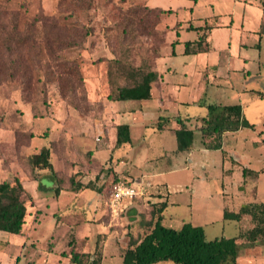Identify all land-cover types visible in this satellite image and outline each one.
I'll return each instance as SVG.
<instances>
[{
    "label": "rangeland",
    "instance_id": "374dc122",
    "mask_svg": "<svg viewBox=\"0 0 264 264\" xmlns=\"http://www.w3.org/2000/svg\"><path fill=\"white\" fill-rule=\"evenodd\" d=\"M242 1L83 0V6H78L75 0H0V183H13L16 178L29 180L27 156L36 153L38 148L48 147L50 141L51 158L58 162L65 161L63 169L57 173L56 185L59 189H67L71 185V179L75 182L78 177L83 176L88 180L92 179V183H97L96 177L101 171H105V166L101 164L102 160L98 163L92 158L93 150L87 151L88 147L94 149L96 146L93 138L84 142L86 148L79 147L82 134L78 127L79 121L87 117L95 118L104 109L103 100L109 102L107 73L111 60H119L126 67L147 64L154 56L161 55L166 39L167 43L174 39H178L179 43L175 47L177 56L167 57L164 62L180 71L184 63H187L191 65V69H195L199 77L195 81L192 78L184 79L180 73L175 77L189 81L186 89L189 101L201 99L202 103L200 106L181 107L179 111L195 115L206 111L204 103L240 104L244 119L255 125L260 124L264 120V35L246 32V24L249 28L258 24V8H245ZM146 8L171 12L159 15L158 12H149ZM205 22L210 26H218L211 29L208 42L204 43L212 48L211 51L198 55L181 54L184 42L198 38L195 31L186 27L189 24L194 27L203 26ZM177 24H180L178 34L177 30L172 29L178 27ZM85 33L88 34L85 36ZM25 37V42L20 44L19 40ZM56 40L70 43L80 41L81 44L59 48ZM240 41L246 43L247 48L239 51ZM258 44L260 48H257ZM165 47L170 50L169 45ZM238 55L248 58L249 64L244 65ZM72 60L76 62L83 78L81 89L75 77L68 74L69 67L65 63ZM205 64L208 69L213 64L218 65L220 68L217 75L223 78L216 82L210 72L209 83L206 85L202 77ZM242 66L250 71L244 78L247 83L243 82L240 72H232L229 79H225L227 68L240 70ZM64 94L77 108L62 98ZM156 104L154 101H116L112 102V108L118 111L139 106L155 109ZM68 111H74L75 116ZM51 117H55L58 124ZM61 124H64V131L60 130ZM136 134L134 131V139L137 138ZM29 135L41 137L29 142ZM68 138H71L70 142ZM237 140L240 137L226 138L230 144ZM228 146L230 145L225 148V153L229 152ZM125 149L116 148L112 153L113 160L123 154ZM158 152V149L153 148L150 155L154 156ZM222 160L223 153L210 152L201 157V163L198 162L197 166L186 172L164 174L157 178L172 184L169 200L184 202L192 195L193 201L189 207L169 204L167 212L174 215L169 225L171 228L178 229L181 219L192 225L200 224L207 240L229 237L238 232L237 228L234 229L233 220L225 219L222 222L221 210L224 208L227 212H236L242 199L244 202L253 200L254 190L252 183H247L243 191L239 189L237 169L232 176H223L220 169ZM108 161L109 159L106 164ZM228 164L233 163L227 161L225 165ZM177 184H183L180 193H175ZM222 184L225 188L224 194ZM109 190H106L105 200ZM263 190L264 188L261 191ZM85 192L91 193L90 190ZM47 197L52 209L53 200L48 194ZM69 205L71 214H68V220L73 228L70 240L73 242L71 247L66 246L65 249L68 251L73 248L76 253L84 254L80 239L85 229L84 219H88L90 215L88 203L84 202L82 195ZM124 216L125 212L121 217L125 218ZM105 217L106 223L116 224L111 229L117 230L119 237L122 236L127 228V224L122 221L124 219H113L108 212ZM129 217L130 215H126L128 222ZM31 223L32 218L27 216L23 228L25 234L30 235L28 232ZM78 223L80 225H74ZM44 230H37V251L46 246L42 237ZM65 231L68 236L69 230ZM7 237H10L11 244L21 240L20 235L7 234ZM33 238H36L35 235ZM98 245L100 252V243ZM6 251L14 250L10 246ZM6 251L0 244V264H16L14 260H8ZM94 254L93 251L90 259L95 257ZM49 257V264H52L50 261L55 257L54 253ZM26 258L25 263H43L41 254L34 251H29ZM102 264H121V258L107 256ZM156 264L172 262L162 261Z\"/></svg>",
    "mask_w": 264,
    "mask_h": 264
},
{
    "label": "crops",
    "instance_id": "0c3cea01",
    "mask_svg": "<svg viewBox=\"0 0 264 264\" xmlns=\"http://www.w3.org/2000/svg\"><path fill=\"white\" fill-rule=\"evenodd\" d=\"M262 1L264 0L242 1L245 8H251L253 6L258 8L256 9L258 10L256 14L258 24H256L255 27H250L253 29L252 31L246 24L247 33L252 32L264 35V10L262 8ZM177 25L178 27H172V29L177 30L176 33L178 34L180 24ZM204 25L210 26L207 22H205ZM188 26L186 29H188ZM191 26L194 27L193 25ZM210 27V30L205 32L206 42H208L211 29L218 26ZM188 30L195 31L198 38L187 42L197 41L202 34L201 31ZM172 43H174L173 47L171 46ZM178 43V39H174L170 43H167L166 39V44L162 47L160 57L155 60V70L158 72V77L150 86L151 98L144 101H126L130 103H147L154 101L157 103L155 109L139 106L130 108V110L126 111H118L112 108V101L106 102L104 99V109L103 111H99L97 115H95V118L92 119L91 117H87L86 119H80L78 127L82 134L79 138V147L86 148L84 142L93 138L96 146L94 149L88 147L87 151L93 150L92 158L98 163H100L99 160H102L101 164L105 166V171L96 177L97 183L93 182V184L90 181L92 179L88 180L86 176L78 177L73 183V186H68L67 189L62 188L56 192V179L49 169L40 170L36 180H19L24 190V199L26 200V217L32 218V223L28 232L31 236L25 234L23 231L24 225L26 224V217L21 232L19 234H14L21 236V240L17 241V243L13 242L14 244H11L10 237H7L9 233L0 231V244L3 245L5 251L10 246H12L14 250L13 252L6 251L9 261L14 260L16 264H30L25 263V261L27 262L26 255L29 254V251H34L41 254V258L43 259V263L41 264H49V256L53 253L55 257L51 258L52 261L50 262L52 264H72L69 262V256H67L69 250L67 251L65 249L66 246L70 247L69 244L73 242L70 240L72 236L70 233L73 228L68 220V214H71L69 204L76 198H81L83 195L84 202L88 203L90 215L88 219H84L83 225H85V229L80 239L82 245L81 251L84 254L91 255L93 251H95L96 242L99 241L101 253L100 264L103 263V260H105L107 256H119L122 264V254L127 244L126 234L132 232L133 235H135L133 231H136L138 227L140 214L148 215L154 208L161 204H165L166 207L162 212L161 224L164 227L171 228L169 225L174 215L167 212L169 204L175 206L186 205L188 207L192 205V195L189 200L184 202L181 200H169V189L172 184L165 180L159 181L157 178L162 177L164 174L186 172L190 168L197 166L198 162L201 163V157L210 152L223 153V160L220 165L223 176L228 175V177H230L237 169L236 171L239 173L240 182L238 186L239 189L243 191L247 183H252V188L254 190L252 193L253 200L244 202L242 199L241 206L234 213H237L241 208L248 205L264 203V190L261 191L264 188L262 186L264 185V120L257 125L248 122L252 125L251 128L241 127L237 131L223 133L221 137V148L217 150L206 149L201 132L194 130L193 142L190 150L186 152L177 150L175 130L179 128L178 121L182 120L190 128H194L195 126L199 127V118L206 116L208 111L207 106L217 105L204 103L203 105H206V111L203 113L199 112L195 115L183 114L182 111H179L181 107H188L190 105L200 106L202 103L200 102L201 99H192L189 101L186 97V89L189 81L175 79L178 73H180L184 79L192 78V80L194 79L195 81L199 78L195 69H191V65L184 63L183 69L180 71L172 65L168 66L164 62V59L167 57L173 58L177 56L178 53L175 47ZM185 43L186 42L183 43L181 54H184ZM167 45H169L170 50L165 47ZM238 48L239 51L242 48L245 49L247 48V44L240 41ZM257 48H260V44L257 45ZM211 49L212 48L208 45V50L206 52L195 54H206L210 52ZM238 59H240L244 65L249 64V59L246 57L238 55ZM162 63H164L163 66ZM219 68L218 65L213 64L208 69V65L205 64V70L202 71L204 75L202 77H204L206 85L209 83L208 74L210 72L213 73V80H217L216 82H219L223 78L217 75ZM226 71L225 79H229L230 73L232 72H240L239 75H242L243 82H248L244 78L246 75L250 74V71L245 69L244 66H242L240 70L227 68ZM192 83L193 82H191V84ZM244 90L247 91L246 89ZM250 92L257 93L253 90H250ZM232 105H239L242 113L243 107L240 104L219 106ZM68 112L75 116V113H73L74 111ZM242 117L244 118L243 113ZM51 118L58 124L57 120L54 119L55 117ZM120 125H126L128 127L130 141L116 146V127ZM61 129H63V131L65 130L64 124H61L60 130ZM134 131L137 133V138L135 139L133 138ZM83 132L85 135H83ZM227 136H231L233 139L237 136V138L240 137V140H237L234 144H230V142L226 141ZM70 139L71 138H68L69 142ZM50 145L51 141L48 147L45 148L50 150V155L52 156ZM227 145H230L228 146L229 152L225 153L224 151ZM121 147L126 148L124 153L116 156L113 160L112 153L116 148ZM153 148L158 149L159 152L151 156L150 150ZM41 149L43 148H38L36 153L40 152ZM51 156L49 157V161L53 170L58 173V171L63 169V162L65 161L59 160L58 162L53 157L51 158ZM108 159V164H106ZM227 161L233 164H228V166H226L225 164ZM106 177H108L107 180ZM117 181H123L135 187H142L145 191V196L143 198L124 201L122 213L125 212V218L121 217V213L118 219H124L122 221L127 224V228L120 237L117 230L111 229L113 226L115 227L116 224L106 223L107 220L105 217L108 212L106 205L107 199L105 200L106 190H111L112 186ZM78 186L83 188H79ZM176 187L178 188H176L175 193H180L183 184H177ZM86 190H90L91 193H86ZM224 192L225 188L222 184V193L224 194ZM47 194L50 195V198L53 200L52 209H50L51 204L48 201ZM106 198H108V196ZM85 209L86 208H84V211H86ZM224 211H226V209L222 208V222L225 220L223 218ZM126 215H130L129 222L127 221ZM180 221L178 229H180L183 224H191L190 222H184L183 219ZM74 225L78 226L80 223ZM192 226H200V224ZM251 227L252 225L249 224L248 217H243L240 221H234V229H238L237 233L229 237L221 236L225 238L238 237L236 243L239 247V254L236 264H264V238H256V240H253L252 236L248 235V229ZM40 228L45 229L44 236L42 237L45 240L46 246L37 251L36 244L39 241V238H37V230ZM67 229L69 230L68 236L65 231ZM34 235L36 238H33Z\"/></svg>",
    "mask_w": 264,
    "mask_h": 264
},
{
    "label": "trees",
    "instance_id": "16d2710c",
    "mask_svg": "<svg viewBox=\"0 0 264 264\" xmlns=\"http://www.w3.org/2000/svg\"><path fill=\"white\" fill-rule=\"evenodd\" d=\"M78 6H83V0H75ZM88 4V3H87ZM264 10V1H262ZM149 12L156 11L159 15L170 13V10L146 8ZM210 26L200 27L188 26V29L201 31L199 39L195 42H186L184 54H195L206 52L208 45L204 44L206 34ZM88 33H85V36ZM27 37L20 39L23 44ZM59 48L67 46H80L79 43H70L65 40H56ZM174 46V43L171 44ZM159 54L147 64L137 67H126L119 60H111L107 73V81L110 87L107 99L116 101H144L151 98L150 86L157 79L158 72L155 70V60ZM68 74L75 77L82 87L83 78L75 61H66ZM63 94V92H62ZM62 98L74 108L77 105L69 101L67 95ZM207 114L199 118L200 126L190 128L182 120H179V128L175 130L177 150L186 152L190 150L193 142V131L198 130L202 134L203 143L206 149L217 150L221 148V137L225 132H234L241 127L251 128L243 117L239 105L219 106L208 105ZM41 137L29 135V142L34 138ZM129 134L126 125L116 127V146L128 143ZM50 150L41 149L38 153H31L26 158V165L29 169V180H36L40 170L49 169L57 180V173L53 170L49 161ZM102 171L100 172V174ZM99 174V175H100ZM98 175V176H99ZM73 186V179L70 180ZM79 188H83L78 186ZM73 188V187H72ZM60 189L56 188V192ZM166 205L161 204L154 208L148 215L140 214L138 227L135 235L132 232L126 234V248L122 254V264H156L162 261H170L172 264H236L239 254V247L236 243L238 237L215 238L207 240L202 227L183 224L176 230L164 227L161 224L162 212ZM27 214L24 190L19 179L13 183H0V231L9 234H19ZM248 217V235L256 238H264V203L251 204L241 208L237 213L224 211L223 218L226 220L240 221ZM99 242L95 245L94 258L90 259L89 254L76 253L73 248L68 251L69 262L72 264H100L101 253ZM71 247L72 244L70 243Z\"/></svg>",
    "mask_w": 264,
    "mask_h": 264
},
{
    "label": "built area",
    "instance_id": "2783aa9c",
    "mask_svg": "<svg viewBox=\"0 0 264 264\" xmlns=\"http://www.w3.org/2000/svg\"><path fill=\"white\" fill-rule=\"evenodd\" d=\"M144 196L145 191L142 187H135L123 181H117L112 186L106 201L109 215L113 219L118 218L123 211L124 201L140 199Z\"/></svg>",
    "mask_w": 264,
    "mask_h": 264
}]
</instances>
